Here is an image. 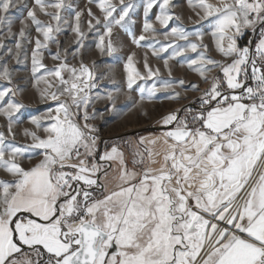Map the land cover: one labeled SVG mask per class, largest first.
Masks as SVG:
<instances>
[{"label": "snow or ice", "instance_id": "snow-or-ice-1", "mask_svg": "<svg viewBox=\"0 0 264 264\" xmlns=\"http://www.w3.org/2000/svg\"><path fill=\"white\" fill-rule=\"evenodd\" d=\"M18 3L0 0V27L16 37V56L24 44L34 45L32 71L44 69L53 78L46 81L47 91L57 106L32 116L31 124L44 134L26 128L24 135L32 143L19 144L14 124L24 107L17 99L20 89L14 84L0 88V116L6 121L0 125V171L9 177L0 176V264H264V0H196L194 6L203 10L197 16L211 18V35L225 60L204 51L208 45L202 32H189L182 23L169 27L180 19L172 0H145L143 32L157 31L147 15L159 7L156 20L168 29L165 36L174 38L153 53L172 49L165 66L183 57L205 82L213 69L221 73L211 77L210 87L198 98L199 110L185 107L162 117L167 147L159 168L150 166L159 155L152 148L132 146L131 168L116 146L100 153V138L90 123L94 114L88 111L89 92L96 86L88 65H71L60 51L53 56V68L42 62V51L58 44V34L69 25L64 15L68 9L74 12L72 31L77 36L73 55L79 54L87 35L82 11L71 0H33L13 33L12 10ZM89 3L103 19L86 9L88 30L98 38L101 52L112 55L118 51L114 28L131 32L134 0ZM246 29L254 35L258 29L259 37L239 46ZM132 39L139 44L148 37L132 34ZM144 67L148 77L160 71L146 57ZM126 70L129 88L137 79H147L132 56ZM0 78L12 84L6 62L0 63ZM176 83L185 85L182 79ZM191 87L200 91L199 85ZM170 88L172 83L164 81L147 91L151 97ZM172 96L180 94L167 98ZM108 99L114 109L111 93ZM138 144L144 145V138ZM26 153L29 160L33 154L41 159L25 167L19 158ZM114 160L120 168L110 189L107 178Z\"/></svg>", "mask_w": 264, "mask_h": 264}, {"label": "rangeland", "instance_id": "rangeland-1", "mask_svg": "<svg viewBox=\"0 0 264 264\" xmlns=\"http://www.w3.org/2000/svg\"><path fill=\"white\" fill-rule=\"evenodd\" d=\"M32 2L33 0H19L17 9L12 10V15L16 17L12 26L13 33L19 30L20 20L27 14L25 6L30 7ZM71 2L76 10L83 13L81 27L87 34L84 39V47L79 50V54L73 55L76 49L77 36L72 31L74 12L72 9H68L64 15L68 18L69 25H64L63 30L58 34V44L50 43L49 49L42 51V62L48 68H53L57 64L53 56L57 51H60L62 56L67 55L69 64L79 67L80 63L83 62L88 65L92 70L93 79L91 82L96 85L89 92L90 107L88 111L90 114H94V119H91L90 123L95 126L100 137L98 141L100 153L106 150L110 151L113 146H116L124 152L131 168L132 146L139 147L141 150L144 147L152 148L159 155L153 157L156 163L150 166L159 168L164 162L163 154L167 145L164 144V134L152 127L164 126L162 117L176 109L187 107L193 112L199 110L197 108L198 98L203 94L204 89L210 87L211 77L221 75L220 69L216 68L206 73L209 79L205 82L198 72L188 66L186 59L183 57L170 59L168 65L165 66L164 59L168 57L172 49H169L166 53H161L159 56L153 53L163 43L174 38L165 36L168 29L156 20V16L160 11L159 7H154L147 15L148 22L152 23L157 31L155 33L143 32V24L146 19L144 12L145 0H134L135 8L130 13L133 20L130 25L131 32L118 27L114 28L112 39L118 51L112 55L101 52L97 47L98 38L88 30L87 20L91 17L88 16L86 9L91 8L97 16L103 19L100 10L95 4L89 3V0H71ZM113 2L119 3V0H113ZM209 2L220 4L222 0H209ZM195 3L196 0H193L192 4L189 3V0H172L173 11L180 19L179 21L175 19L170 21L169 27H175L177 24L182 23L189 32H202L204 34L203 43L208 45V48L204 51L217 60H225L226 58L216 49L214 37L211 35L213 31L211 18L200 20L197 13L199 12L202 16L203 10L198 6H194ZM41 19L48 18L41 16ZM93 23H95L94 20ZM246 31L248 30L246 29L244 34ZM132 34L136 36L144 34L148 37V40L137 44L133 41ZM32 35H35L34 29ZM189 39L196 40L197 37L190 36ZM15 42L16 37L8 35L6 27H0V43L4 45V47H0V57H2L0 63H7L12 77V84L0 78V88L11 87L14 84L20 89L17 93V99L23 103L24 107L16 114L18 120L14 124L15 140L19 144H30L32 143L31 137L24 135V129L37 130L31 124L30 118L36 115H45L50 109H55L57 105L55 101L50 99L47 91L48 84L46 81L50 82L53 78L47 76L44 69H40L38 73L32 71L31 50L34 45L24 44L21 55L16 56L14 54ZM149 43L152 44V47L148 46ZM180 43L183 44L184 41H180ZM9 48L13 49V53L7 52ZM65 50H67L66 53ZM129 56H132L134 66L140 72L141 77H147V79H137L131 88L128 87L126 70ZM186 56L194 57L195 54L187 53ZM145 57L149 66L153 69H160L157 76L148 77L147 69L144 67ZM169 69H171V73H169ZM41 75L44 76L42 80L39 79ZM65 75L67 76V73ZM180 79L185 81L184 86L176 83ZM164 81H170L172 88L150 97L147 90L151 88L152 84L156 83L157 87H160ZM193 84L199 85L200 91L194 90L191 87ZM175 92L180 94L179 98L174 96L167 98ZM109 93L115 98L114 109L111 108L112 101L108 99ZM180 114L184 115L183 112ZM5 123V119L0 116V125ZM37 131L40 135L44 134L40 130ZM161 131L165 132V130ZM140 138H144V145L138 144ZM153 139L157 141L155 145L148 143ZM28 155L26 153L25 157L19 158L25 167L32 166L41 159L39 155L33 154L29 160ZM113 174V170H110L107 178L110 189L116 182H111ZM0 176L9 178L3 171H0Z\"/></svg>", "mask_w": 264, "mask_h": 264}, {"label": "crops", "instance_id": "crops-1", "mask_svg": "<svg viewBox=\"0 0 264 264\" xmlns=\"http://www.w3.org/2000/svg\"><path fill=\"white\" fill-rule=\"evenodd\" d=\"M252 34V33H251ZM252 35H254V34H252ZM159 132H162L163 134L165 133L164 131H159ZM103 152V151H102ZM119 162L118 161H113L112 162V168L110 169V170H113V172H114V174H113V177H112V179L115 177V176H117L118 175V169H119ZM113 181H115L114 179L111 181V182H113Z\"/></svg>", "mask_w": 264, "mask_h": 264}, {"label": "built area", "instance_id": "built-area-1", "mask_svg": "<svg viewBox=\"0 0 264 264\" xmlns=\"http://www.w3.org/2000/svg\"><path fill=\"white\" fill-rule=\"evenodd\" d=\"M248 31H249L250 33H252L251 30H248ZM252 34H253V33H252ZM241 37H242V36H241ZM241 37H240V38H241ZM258 37H259V30L257 29L256 34H255V35H252V38H251V39H252V40H256V39H258ZM240 38L238 39L237 43H238L239 46H244V44L240 42ZM251 39H250V40H251ZM197 108H198V109L200 108V101H199V100L197 101ZM97 135H98V134H97ZM98 136H99V135H98ZM99 138H100V137H99Z\"/></svg>", "mask_w": 264, "mask_h": 264}, {"label": "trees", "instance_id": "trees-1", "mask_svg": "<svg viewBox=\"0 0 264 264\" xmlns=\"http://www.w3.org/2000/svg\"><path fill=\"white\" fill-rule=\"evenodd\" d=\"M251 38L252 34L249 31H246L245 34L240 38V42L246 45Z\"/></svg>", "mask_w": 264, "mask_h": 264}, {"label": "water", "instance_id": "water-1", "mask_svg": "<svg viewBox=\"0 0 264 264\" xmlns=\"http://www.w3.org/2000/svg\"><path fill=\"white\" fill-rule=\"evenodd\" d=\"M154 130H167L165 126H160V127H152Z\"/></svg>", "mask_w": 264, "mask_h": 264}, {"label": "bare ground", "instance_id": "bare-ground-1", "mask_svg": "<svg viewBox=\"0 0 264 264\" xmlns=\"http://www.w3.org/2000/svg\"><path fill=\"white\" fill-rule=\"evenodd\" d=\"M90 71H92L91 68H90Z\"/></svg>", "mask_w": 264, "mask_h": 264}]
</instances>
